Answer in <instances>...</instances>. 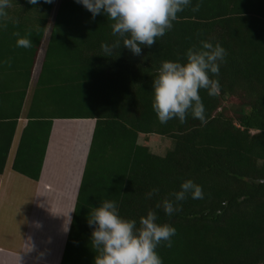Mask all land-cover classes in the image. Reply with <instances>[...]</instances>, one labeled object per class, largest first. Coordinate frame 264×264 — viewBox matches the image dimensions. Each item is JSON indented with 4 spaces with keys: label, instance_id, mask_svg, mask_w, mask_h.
<instances>
[{
    "label": "trees",
    "instance_id": "obj_1",
    "mask_svg": "<svg viewBox=\"0 0 264 264\" xmlns=\"http://www.w3.org/2000/svg\"><path fill=\"white\" fill-rule=\"evenodd\" d=\"M10 3L11 19L0 18V173L21 116L27 123L11 168L32 179L53 119H94L60 264H93L88 215L104 200L115 201L121 217L138 222L153 210L176 229L172 246L156 249L162 264H264V0H191L139 56L123 45L104 56L101 44L117 39L112 22L93 19L76 0ZM14 32L32 47H17ZM204 40L226 50L212 77L220 94L200 92L208 123L189 116L161 124L151 107L156 69L164 60L183 63ZM140 133L167 137L171 147L153 153L138 143ZM189 179L201 198L189 195L170 217L156 207Z\"/></svg>",
    "mask_w": 264,
    "mask_h": 264
},
{
    "label": "clouds",
    "instance_id": "obj_2",
    "mask_svg": "<svg viewBox=\"0 0 264 264\" xmlns=\"http://www.w3.org/2000/svg\"><path fill=\"white\" fill-rule=\"evenodd\" d=\"M51 3L52 0H45ZM82 4L94 19L104 15L111 23L112 35L117 39L109 45L101 44L104 56H111L113 50L121 45L133 55H141V46L152 47L158 37L172 29L177 14L191 5V0H76ZM35 5L38 0H28ZM11 7L10 0H0V18L11 19L6 9ZM197 3L191 7L193 12L200 10ZM7 27V23L3 25ZM16 45L31 48L32 40L21 37L18 32ZM226 50L217 42L204 40L200 47H191L186 52L183 63L164 60L156 69L151 83V107L161 124L177 120L185 124L191 116L202 125L208 121L200 92L205 90L209 96L220 94V83L213 76H219L220 64L225 61ZM10 66L11 60H5ZM157 190L146 194L151 198ZM202 189L192 180L181 183L180 189L171 193L173 199L164 198L156 205L167 216L179 211L178 202L190 195L201 198ZM174 201L176 203H174ZM157 213L147 211L146 215L135 219L121 217L115 201L104 200L93 207L88 215V223L94 226L91 232V245L95 250L93 264H162L156 249L163 243L172 246V237L176 229L167 223H158Z\"/></svg>",
    "mask_w": 264,
    "mask_h": 264
},
{
    "label": "crops",
    "instance_id": "obj_3",
    "mask_svg": "<svg viewBox=\"0 0 264 264\" xmlns=\"http://www.w3.org/2000/svg\"><path fill=\"white\" fill-rule=\"evenodd\" d=\"M26 123L24 116L18 119L4 170L0 173V264H60L94 119L52 120L37 179L11 168ZM140 136L153 135L140 133L138 143ZM142 145L160 154L151 146Z\"/></svg>",
    "mask_w": 264,
    "mask_h": 264
},
{
    "label": "rangeland",
    "instance_id": "obj_4",
    "mask_svg": "<svg viewBox=\"0 0 264 264\" xmlns=\"http://www.w3.org/2000/svg\"><path fill=\"white\" fill-rule=\"evenodd\" d=\"M28 101H29L28 99L25 100V104H27ZM152 135H153L152 137L147 136L146 138H144L143 136H140L139 142L142 144H147L151 146L154 151L160 154L165 153L166 150H168L171 147V140L168 139L167 137L155 135V134H152Z\"/></svg>",
    "mask_w": 264,
    "mask_h": 264
}]
</instances>
